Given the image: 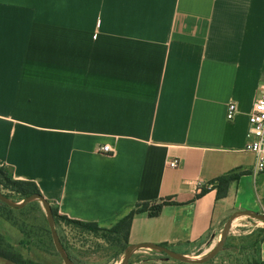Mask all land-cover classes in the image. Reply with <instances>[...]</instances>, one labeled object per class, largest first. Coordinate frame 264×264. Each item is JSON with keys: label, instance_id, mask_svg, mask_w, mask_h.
I'll use <instances>...</instances> for the list:
<instances>
[{"label": "crops", "instance_id": "1", "mask_svg": "<svg viewBox=\"0 0 264 264\" xmlns=\"http://www.w3.org/2000/svg\"><path fill=\"white\" fill-rule=\"evenodd\" d=\"M262 84L264 0H0V166L99 228L166 201L133 215L126 247L180 254L215 245L234 211L264 212V169L245 149ZM0 234L24 256L1 216Z\"/></svg>", "mask_w": 264, "mask_h": 264}, {"label": "rangeland", "instance_id": "2", "mask_svg": "<svg viewBox=\"0 0 264 264\" xmlns=\"http://www.w3.org/2000/svg\"><path fill=\"white\" fill-rule=\"evenodd\" d=\"M3 168L0 166V169ZM0 193L10 202L19 203L20 195L10 191L1 181ZM11 216L25 226L29 231L24 238L23 251L31 257L29 252L42 254L47 261L41 264H63L56 253L51 240L50 231L46 223L45 213L38 200H33L19 211H13ZM264 224L245 216H238L233 222L230 233L222 250L210 261L217 264H247L257 256L260 238ZM59 239L63 242L74 264H118L125 251L122 234L109 232H90L78 227L66 225L58 220L55 225ZM208 238L200 242L184 244L180 247L182 255L188 258H199L208 253L214 246ZM41 252V253H40ZM35 258V256H34ZM126 264H186L168 257L166 254L153 249H134Z\"/></svg>", "mask_w": 264, "mask_h": 264}, {"label": "trees", "instance_id": "3", "mask_svg": "<svg viewBox=\"0 0 264 264\" xmlns=\"http://www.w3.org/2000/svg\"><path fill=\"white\" fill-rule=\"evenodd\" d=\"M3 168L0 169V175H1V181L4 183L5 187H9L10 191L17 193L18 195L21 196L22 199L26 198L27 196L30 195H38L41 196L37 186L30 181H22V180H15L12 177V174L10 170L4 166ZM239 176V173H230L224 176H221L217 179L218 181V186H217V196L219 198L224 197L227 193L228 186L230 182L237 180V177ZM205 189H202L197 196L201 195ZM167 202L162 201L161 203L155 204V203H142V204H137L135 208L130 211L126 216H124L122 219H120L114 226H112L109 229L105 228H99L95 223H90V222H82L78 220H73L69 219L65 216H60L57 213L56 207L52 206L51 204V209H52V214H53V220H54V225L57 224V221L60 220L64 222L66 225L78 227L83 230H87L90 232H109V233H114V234H122V239L125 242L126 246V241H127V236H128V231L131 223V219L135 213H142L146 212L149 217H154L159 214L161 208L163 205H165ZM21 208H12L8 206L7 204L3 203L0 201V216L8 221L10 224H12L14 227H16L22 235L26 236L28 235L29 231L26 230L25 226L22 224H19L12 216L11 213L13 211H19ZM262 231V236L259 240L261 241L264 238V228L261 230ZM60 242L62 244V247L64 249V252L66 255L69 257L71 260V257L69 253L67 252L66 247L63 245V242L60 239ZM24 244V238L21 242V245ZM256 258L254 260H251L247 262V264H264V260H262L259 257V247L257 249V254ZM0 258H3L11 263L14 264H41V263H36L31 260L26 259L23 257L20 253H18L6 240L5 238L0 234ZM73 263V261L71 260ZM74 264V263H73Z\"/></svg>", "mask_w": 264, "mask_h": 264}, {"label": "water", "instance_id": "4", "mask_svg": "<svg viewBox=\"0 0 264 264\" xmlns=\"http://www.w3.org/2000/svg\"><path fill=\"white\" fill-rule=\"evenodd\" d=\"M33 200H38L42 206V209H43V211L45 213V217H46V223H47V226H48L49 231H50L51 240H52V243L54 245L56 253L62 259L63 264H73L71 262V260L69 259V257L64 252V249L62 247V244L60 242V239H59L58 234H57L56 229H55L51 205L47 200H45L42 196H38V195L33 194L30 196H27L26 198L21 200V202H19V203H12L9 200H7L0 193V201L7 204L8 206H10L12 208H21ZM237 216L249 217L251 219L257 220V221L264 224V214L263 213L250 212L247 210H237V211H234L225 221L222 232L220 234V237H219L218 241L216 242V244L214 245V247L208 253L203 255L202 257L188 258L182 254H179V253L167 248L166 246H163V245H157V244H151V243H142V244H137V245H128L125 248L124 254H123L122 258L119 260L118 264H126L131 253H132V251L134 249H138V248L153 249V250H156L158 252L166 254L170 258H174L177 261L187 263V264H204V263H207V262L211 261L222 250L224 243H225V241H226V239L230 233L233 222Z\"/></svg>", "mask_w": 264, "mask_h": 264}, {"label": "built area", "instance_id": "5", "mask_svg": "<svg viewBox=\"0 0 264 264\" xmlns=\"http://www.w3.org/2000/svg\"><path fill=\"white\" fill-rule=\"evenodd\" d=\"M237 113L234 103H229L226 108V119H232ZM247 143L245 149L254 155L255 170L264 169V84H262L256 94L252 105V110L248 115ZM102 153H108L110 148L103 145L99 148ZM177 159H171L168 162L170 168L178 167ZM264 214V212H263Z\"/></svg>", "mask_w": 264, "mask_h": 264}]
</instances>
